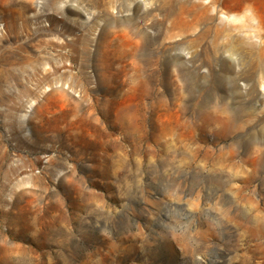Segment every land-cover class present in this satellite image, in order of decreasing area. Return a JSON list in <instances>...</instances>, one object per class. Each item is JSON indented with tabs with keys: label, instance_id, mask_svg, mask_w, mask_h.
Masks as SVG:
<instances>
[{
	"label": "rangeland",
	"instance_id": "obj_1",
	"mask_svg": "<svg viewBox=\"0 0 264 264\" xmlns=\"http://www.w3.org/2000/svg\"><path fill=\"white\" fill-rule=\"evenodd\" d=\"M135 3L0 0V264H264L251 24L169 34Z\"/></svg>",
	"mask_w": 264,
	"mask_h": 264
},
{
	"label": "bare ground",
	"instance_id": "obj_2",
	"mask_svg": "<svg viewBox=\"0 0 264 264\" xmlns=\"http://www.w3.org/2000/svg\"><path fill=\"white\" fill-rule=\"evenodd\" d=\"M155 1L159 2L160 11H162V15L159 21L162 24H166V29H167L166 33L169 34L179 33L180 31H184L187 27H193L194 25L203 21L204 19H209V20L218 19L220 23H226V24L236 23V22L241 23L243 20H248L251 24V28H250L251 39L249 43H244L245 49L248 52H250V54L254 53L255 55H258V58L260 60H264V0H155ZM155 1L135 0L136 2L135 4L137 8L141 4H144L146 9H144L143 12L144 14L147 15L151 13V10L153 8L152 5L155 4ZM101 4L103 6H106L107 2L101 1ZM126 21H129L127 24V28L117 27L108 34V36L105 39V42L102 45V48L104 50H108L113 47L115 48V46L117 45L115 43V39L118 37H121L120 38L121 40L132 39L131 33H133V29H134L133 27L137 26V21L136 19L131 20V18H128ZM13 22L14 24H16L15 20H13ZM216 34H219V30H217ZM136 40H137V46H139V48L144 51L146 49L145 40L141 37ZM123 42L120 43L122 44ZM239 44L237 40L232 41L231 43L232 50H234V48H240V47L243 48V45L239 46ZM136 55L137 53L134 51L131 52L130 55H126L128 57H131L132 59L130 61V65H131L130 74H132L133 77L137 78L139 82H143L140 65H138V62L135 59ZM144 62L147 64L156 65V58L147 54V57L145 58ZM179 62H180V55L170 56L168 60H165L164 62L159 64L158 69L164 70L167 69L169 66L179 65L180 64ZM147 64L145 66H147ZM150 74L151 76L154 77L155 71H153V73Z\"/></svg>",
	"mask_w": 264,
	"mask_h": 264
}]
</instances>
